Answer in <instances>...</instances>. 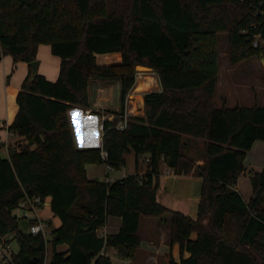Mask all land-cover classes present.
<instances>
[{"label":"trees","instance_id":"obj_1","mask_svg":"<svg viewBox=\"0 0 264 264\" xmlns=\"http://www.w3.org/2000/svg\"><path fill=\"white\" fill-rule=\"evenodd\" d=\"M257 9L264 10V0H0V59L29 67L8 127L24 143L7 157L0 143V238L17 243L14 264H45L48 246L49 264H113L106 248L133 259L141 218L165 215L169 242L180 253L167 264H264V168L249 172L248 202L236 189L246 152L264 141V107L213 106L218 33L227 34L230 64L264 58V47L252 46L255 35L264 41ZM40 45L60 60L54 82L39 73L30 80ZM107 53H119L121 63L97 65L96 54ZM137 66L151 68L161 90L145 93L144 115L128 116L119 130L113 115L123 119ZM98 79L119 82L120 110L105 111L100 148L77 149L68 111L88 107L89 82ZM184 137L205 140L201 163L184 152ZM130 154L136 166L148 158L144 174L88 179L87 164L117 170ZM163 164L201 179L196 218L157 201ZM25 195L48 201L59 219L47 243L13 214ZM108 216L119 217L121 227L102 237Z\"/></svg>","mask_w":264,"mask_h":264},{"label":"crops","instance_id":"obj_2","mask_svg":"<svg viewBox=\"0 0 264 264\" xmlns=\"http://www.w3.org/2000/svg\"><path fill=\"white\" fill-rule=\"evenodd\" d=\"M40 58L45 59L44 64L41 63ZM37 60L39 61L38 73L43 75L48 81H56L59 75L60 60L51 54L48 45H40L38 47ZM95 60L99 66L116 65L121 63V55L119 53L96 54ZM49 61L51 62L50 64ZM28 70L29 67L26 63L18 62L14 64L9 56H4L0 59V143L3 144L1 150L6 151L5 156L1 153L3 157L8 156L9 147H15L20 139L10 132L8 127L17 113L16 96L22 81L28 74ZM145 74H148L145 77L146 81L151 76L149 73ZM138 77L136 76L135 83ZM153 78L155 82L152 85L156 83V80L158 81L157 76L156 79L155 77ZM134 85L127 95L123 109V117L144 115L143 95L147 92L146 90L140 93H135L136 90L133 92ZM118 87L120 94L118 81L103 79L90 80L88 85V107H72L68 111L74 144L77 149L101 147L103 133L99 129V126L102 122V116L106 118L110 116L109 113H105L107 110H120L119 97L116 99V90ZM160 90L159 85L157 90L154 91ZM136 96H140L141 102H137L138 107L136 111H133V102L136 101L133 97ZM113 117L117 119V122L121 120L119 115H113ZM97 119L100 120V123H98ZM95 167L98 166L94 164H87L85 166L87 177L90 180L97 179L110 182L120 179L123 174L127 176V173L124 171L117 175L106 173L104 177L103 175L99 176V171ZM244 167L245 171L237 179L236 189L244 201L248 202L252 197L249 172L261 171L264 168V141H255L249 151L246 152ZM136 170L132 174L142 175L146 171V167L144 170H140L138 164ZM114 171L120 172V169ZM102 173L104 174V172ZM199 185H201V179L194 176L192 171L185 174H176L172 168L163 164L159 174L156 199L167 209L181 212L194 219L197 216L200 197L198 194ZM45 208H49L48 201H45V204L38 210V214L52 230L60 222L57 217H53L51 212L44 213ZM143 219L145 218H141L140 220L138 232L141 239L140 247L133 259L119 258L113 248H106L103 250V253L110 257L113 264H165V259L167 264L170 257L178 261L180 259L179 246L177 244H170L168 225L162 224L164 226L162 228L160 223L156 221ZM120 227L121 219L119 217L108 216L105 225L98 230V233L100 236L105 237L110 234H116ZM56 249L58 252H65L67 248L65 245H60ZM49 250L52 254L51 246H49ZM51 254L47 256L48 262L51 259ZM183 256L188 257V254L185 253Z\"/></svg>","mask_w":264,"mask_h":264},{"label":"rangeland","instance_id":"obj_3","mask_svg":"<svg viewBox=\"0 0 264 264\" xmlns=\"http://www.w3.org/2000/svg\"><path fill=\"white\" fill-rule=\"evenodd\" d=\"M216 50H217V67H218V80L215 90V95L213 99V106L215 108H233V107H264V58L263 54L260 53L254 57H250L240 61L236 64H230L229 62V44L227 40V34L225 32L218 33L216 36ZM41 63L44 64L45 59L40 58ZM51 62L49 61V64ZM42 64V65H43ZM136 76L137 81L134 85V90H137L135 93H140L142 91L151 92L157 90L159 87V83L156 80L154 85L146 84V81H151L156 76L154 72L137 69ZM149 73L151 77H148L145 81V77L148 76ZM119 97V87L116 90V99ZM136 107L133 105V111H136ZM126 110V109H125ZM98 123L100 120L97 119ZM20 138V137H19ZM184 141L187 142L185 153L192 156L198 163H201L202 157V148L205 142L204 139H191L188 137L183 138ZM24 141L22 138L19 139L18 144H22ZM12 147V146H10ZM9 147V148H10ZM13 148V147H12ZM3 156L6 155L5 150H1ZM144 157L139 158V168L140 170H144L146 167V163L144 161ZM95 167L97 171H99V176L103 177L106 173H110V175H117L121 172H126L128 174H132L136 172V164L134 155L130 154L127 156V163L125 167L120 168V172L117 171H109L106 169L105 164L97 165ZM104 172V174L102 173ZM98 175V174H97ZM139 175V174H138ZM201 185L198 188V194L200 195ZM50 213L49 208H45L44 213ZM18 212L15 211V214ZM147 221H156L160 223L161 227L166 225L165 220L168 219V215H165L161 218H145ZM143 219V220H145ZM57 223V222H56ZM58 225V223H57ZM49 226L47 227V229ZM50 229V228H49ZM50 236L48 237V240ZM12 249L16 253L18 251V245L15 241H12ZM50 250L48 246L47 256H50ZM45 264H49L47 258ZM166 264V259H165Z\"/></svg>","mask_w":264,"mask_h":264},{"label":"built area","instance_id":"obj_4","mask_svg":"<svg viewBox=\"0 0 264 264\" xmlns=\"http://www.w3.org/2000/svg\"><path fill=\"white\" fill-rule=\"evenodd\" d=\"M261 14H264V10H258ZM252 46L253 47H264V41L261 40L260 35H255L253 40H252ZM126 118L127 117H123V119L119 120L118 122H116V124L114 125V127L116 129L119 130H124L126 128ZM106 119V117L102 116L101 118V124L99 126V129L101 130V132L103 133L104 128H103V121ZM101 159L102 161H105L107 158V154L104 151H101L100 153ZM145 163H148V158L146 157L144 159ZM107 170L111 171L112 168H110L109 166H107ZM126 175L123 174V177H125ZM45 204V202H43L41 200V198L39 196H29V195H25L18 203L17 208L13 211V214L15 216L18 217V219L21 220H25L28 221V227H27V232L33 236L36 235H42L45 242L47 243L48 237L51 234V229H47L48 224L43 221L39 214H38V210ZM15 211H17L18 213L15 214ZM12 241L11 242H7V238H0V263L3 264H14L13 259H14V255L15 252L12 249Z\"/></svg>","mask_w":264,"mask_h":264},{"label":"water","instance_id":"obj_5","mask_svg":"<svg viewBox=\"0 0 264 264\" xmlns=\"http://www.w3.org/2000/svg\"><path fill=\"white\" fill-rule=\"evenodd\" d=\"M29 66H30V71H31L30 72V80L32 81L35 78V76L38 74L39 61L35 60V61L31 62L29 64ZM137 69L151 71V68L146 67V66H137L136 70ZM20 224H21L22 229H24L26 231L27 227H28V221L21 220Z\"/></svg>","mask_w":264,"mask_h":264},{"label":"bare ground","instance_id":"obj_6","mask_svg":"<svg viewBox=\"0 0 264 264\" xmlns=\"http://www.w3.org/2000/svg\"><path fill=\"white\" fill-rule=\"evenodd\" d=\"M153 82H155L154 79H152L151 81H146L145 83L146 84L148 83V86H149V84H151ZM136 91H138V90L136 89ZM133 98H135V100H136V101L133 102V105L137 108L138 107L137 106L138 105L137 102L140 103L141 102V98H140V96H136V97H133Z\"/></svg>","mask_w":264,"mask_h":264}]
</instances>
